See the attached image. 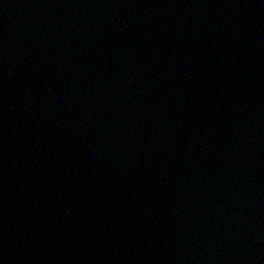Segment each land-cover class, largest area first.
<instances>
[{"label":"water","instance_id":"95a60500","mask_svg":"<svg viewBox=\"0 0 264 264\" xmlns=\"http://www.w3.org/2000/svg\"><path fill=\"white\" fill-rule=\"evenodd\" d=\"M0 264H264V0H0Z\"/></svg>","mask_w":264,"mask_h":264}]
</instances>
